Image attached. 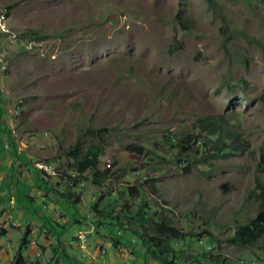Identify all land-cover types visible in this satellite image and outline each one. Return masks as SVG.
<instances>
[{
  "label": "rangeland",
  "instance_id": "374dc122",
  "mask_svg": "<svg viewBox=\"0 0 264 264\" xmlns=\"http://www.w3.org/2000/svg\"><path fill=\"white\" fill-rule=\"evenodd\" d=\"M214 1L0 0V120L17 144L14 153L0 122V264H14L27 227L21 264H161L124 229L113 246L105 228L106 212L124 218L120 204L136 208L142 197L149 214L165 201L175 225L195 234L177 239L179 249L264 264L263 251L224 243L234 221L254 215L249 190L256 177L264 181L256 167L264 155V0ZM224 113L244 151L190 172L166 160L176 152L164 135ZM97 127L107 129L99 166L114 163L112 175L101 187L82 180L68 188L58 177L74 176L66 151ZM133 143L146 155L131 152ZM35 169L79 202L44 195Z\"/></svg>",
  "mask_w": 264,
  "mask_h": 264
},
{
  "label": "trees",
  "instance_id": "16d2710c",
  "mask_svg": "<svg viewBox=\"0 0 264 264\" xmlns=\"http://www.w3.org/2000/svg\"><path fill=\"white\" fill-rule=\"evenodd\" d=\"M207 3L210 7L215 8L214 0H207ZM261 96L264 102V91ZM2 114L3 109L0 107V118ZM0 122L3 124V132H5L15 153L17 151V144L8 133L9 129H7L6 122L3 120H0ZM191 128L190 131L182 130L180 133H170L163 137L165 142L176 152L174 156L168 157L166 160L177 161L179 164L184 162L182 168L187 172H190L196 164L204 163L208 158L226 157L245 150V140L242 138L241 132L235 125L230 123L225 113L198 116L193 121ZM104 131L107 132L105 127H97L96 130L89 128V142H84L78 138L69 146V149L66 151V155L68 156L67 167L74 176L65 171L60 172L58 175L68 188L79 184L82 180L89 181L93 186L101 187L109 176L112 175L111 168L114 163H110L105 169H100L99 166L100 156L104 152V145L102 144L104 136L102 132ZM200 134L205 136L202 138ZM206 138H208V142H205ZM127 148L131 152L140 155H146L147 153L146 147L141 143L130 144ZM256 167L260 172L264 173V155L261 156ZM42 172L44 175H47L44 170ZM35 175L38 187L43 191L44 195L51 196L52 193H56L57 196L61 194L64 199L70 201L72 204L79 202V195L77 194L74 199H71L70 192L65 194L62 192L64 190L59 191L57 189L52 191L50 182L45 181L42 177H37L38 173L36 169ZM149 188L151 189L150 192L156 193L157 188L155 183L149 185ZM127 193H129L130 197L135 198L140 194V188L135 185L129 186ZM27 197L31 198L30 196ZM249 197L255 207L254 215L246 214L240 220L234 221L231 226L233 232L227 235L224 243L246 249L256 248L264 252V181L256 177L254 186L249 190ZM99 200H102V198L100 197ZM163 202L166 204L165 201ZM164 203L158 204L160 209H154L149 214V207L144 197H142L136 208L133 207L131 200L126 199L120 204V212L124 215V218H120L119 216L112 218L110 214L112 210L106 212V215L103 217L106 224L104 226L114 234L112 239L113 246L123 239V237H119L118 233L121 229H124L136 237L137 241L146 247L147 253L161 264H179L180 260L188 261L190 259H194V261L189 264H225L229 262V259L221 253L214 255L209 253L199 257L179 249L175 243L177 239L186 236H189V239H191L195 234L192 232L185 233L181 227L176 226L172 216L169 214L172 211ZM98 207L99 203L93 205L94 209ZM108 207L106 205L104 208L108 209ZM104 211L105 209L97 210L100 214ZM41 218L44 221L43 225L47 228L54 229L57 232L59 230H56V226L63 229V225L60 223L56 222L53 225L51 219L48 217L41 216ZM203 229L202 231L206 232V229ZM1 231L2 233L6 232L4 229ZM28 232L29 228L27 227L15 253L14 264H21L22 262L21 250L28 244ZM125 241H130V238L125 239ZM79 264L83 263L80 262Z\"/></svg>",
  "mask_w": 264,
  "mask_h": 264
},
{
  "label": "clouds",
  "instance_id": "9594fccd",
  "mask_svg": "<svg viewBox=\"0 0 264 264\" xmlns=\"http://www.w3.org/2000/svg\"><path fill=\"white\" fill-rule=\"evenodd\" d=\"M108 166H109V164H108Z\"/></svg>",
  "mask_w": 264,
  "mask_h": 264
}]
</instances>
